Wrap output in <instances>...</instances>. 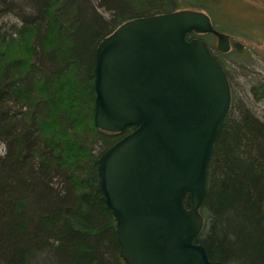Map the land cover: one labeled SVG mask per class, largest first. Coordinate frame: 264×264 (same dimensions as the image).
Returning <instances> with one entry per match:
<instances>
[{
    "label": "trees",
    "instance_id": "obj_1",
    "mask_svg": "<svg viewBox=\"0 0 264 264\" xmlns=\"http://www.w3.org/2000/svg\"><path fill=\"white\" fill-rule=\"evenodd\" d=\"M212 1L0 0V264H127L99 158L132 127L114 133L95 124L96 50L131 19L180 9L206 11L217 30L262 42L247 25L223 20L220 0ZM213 36L188 34L207 43L232 89L195 242L212 261L264 264V73L236 75L234 55L242 66L252 57L244 42L223 53ZM241 77L246 89L235 83Z\"/></svg>",
    "mask_w": 264,
    "mask_h": 264
},
{
    "label": "water",
    "instance_id": "obj_2",
    "mask_svg": "<svg viewBox=\"0 0 264 264\" xmlns=\"http://www.w3.org/2000/svg\"><path fill=\"white\" fill-rule=\"evenodd\" d=\"M193 32L214 34L223 53L232 48L206 11L180 9L131 19L96 50L95 124L114 133L134 127L99 158L127 264H226L195 238L232 89L207 43L188 38Z\"/></svg>",
    "mask_w": 264,
    "mask_h": 264
},
{
    "label": "rangeland",
    "instance_id": "obj_3",
    "mask_svg": "<svg viewBox=\"0 0 264 264\" xmlns=\"http://www.w3.org/2000/svg\"><path fill=\"white\" fill-rule=\"evenodd\" d=\"M198 3L202 2L207 5L212 4V0H195ZM260 7H256L252 5V3L257 2V0H220V12L219 15L223 20H232L235 25H247L246 31L247 34L251 36H261L262 42H252V41H244L238 37H232V45L233 49L238 50L239 45L243 43V47L247 48L249 53L251 54V60L244 61L242 64L245 66L239 65L242 59L241 56L234 55V58L238 60L237 64H234L233 69H235V74L239 75V69L241 68V72L248 71L249 74H260L264 73V0ZM248 5V6H247ZM225 11L229 14V16L225 15ZM249 11V12H248ZM237 27V26H236ZM223 30V29H220ZM224 32V31H223ZM212 43L217 45V37H211ZM254 48V49H253ZM255 50V51H254ZM247 66V67H246ZM246 68H248L246 70ZM238 87L246 89V79L241 77L239 81H235ZM1 148V147H0Z\"/></svg>",
    "mask_w": 264,
    "mask_h": 264
},
{
    "label": "flooded vegetation",
    "instance_id": "obj_4",
    "mask_svg": "<svg viewBox=\"0 0 264 264\" xmlns=\"http://www.w3.org/2000/svg\"><path fill=\"white\" fill-rule=\"evenodd\" d=\"M133 129H134V127H132L130 131H132ZM126 134H127V133H126ZM126 134H125V135H126Z\"/></svg>",
    "mask_w": 264,
    "mask_h": 264
}]
</instances>
